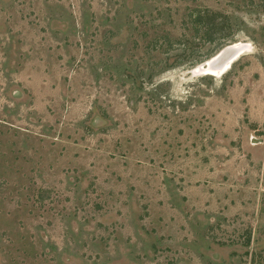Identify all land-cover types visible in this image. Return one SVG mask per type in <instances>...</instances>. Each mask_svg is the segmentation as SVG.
I'll list each match as a JSON object with an SVG mask.
<instances>
[{"label": "rangeland", "instance_id": "1", "mask_svg": "<svg viewBox=\"0 0 264 264\" xmlns=\"http://www.w3.org/2000/svg\"><path fill=\"white\" fill-rule=\"evenodd\" d=\"M0 264H264V0H0Z\"/></svg>", "mask_w": 264, "mask_h": 264}, {"label": "trees", "instance_id": "2", "mask_svg": "<svg viewBox=\"0 0 264 264\" xmlns=\"http://www.w3.org/2000/svg\"><path fill=\"white\" fill-rule=\"evenodd\" d=\"M224 17H225V19L227 21V22L224 23V25L228 26V20H229L228 15H225ZM222 19L223 18H221L220 14L218 12L210 11V10L207 9V10H204V11H199L198 10V12L195 13V15H194L193 21L196 22V23H199V24L200 23L201 24L202 23L205 24L206 29H208V31L210 29L212 32H214V31H217L216 30L217 26L219 27V29L220 28H224V26H222V25L219 26L224 21ZM123 65L124 64L121 63V64H119V67L121 68ZM139 86H141V85L139 84Z\"/></svg>", "mask_w": 264, "mask_h": 264}, {"label": "water", "instance_id": "3", "mask_svg": "<svg viewBox=\"0 0 264 264\" xmlns=\"http://www.w3.org/2000/svg\"><path fill=\"white\" fill-rule=\"evenodd\" d=\"M227 50H228V48H226L222 51H219L215 55L211 56L208 60H206L203 64L197 66L195 69L197 71H202L205 73H212V72H209L208 70L204 69L203 67L204 66L207 68L211 67V68H215L218 70L224 68L226 65L230 64V61H228V62L221 61V59L224 57V54L227 52ZM236 53H237V49L234 50V52L231 54L232 56H230L228 59H231ZM220 62H222V64H219Z\"/></svg>", "mask_w": 264, "mask_h": 264}, {"label": "bare ground", "instance_id": "4", "mask_svg": "<svg viewBox=\"0 0 264 264\" xmlns=\"http://www.w3.org/2000/svg\"><path fill=\"white\" fill-rule=\"evenodd\" d=\"M243 45L240 43V44H235V45H231V47L230 48H228V50L229 49H239V48H241ZM241 51V50H240ZM239 53V52H238ZM229 56V55H228ZM228 56H226V57H228ZM230 56H232V55H230ZM229 56V57H230ZM235 56V55H234ZM226 57H225V59H226ZM224 59V60H225ZM232 59H233V57L231 58V59H226L224 62H228V61H232ZM219 64H222V62H220ZM230 65L228 64V65H226L224 68H222V69H220V70H218V69H215V68H211V67H209V68H207V67H203L204 69H206V70H208L209 72H212V73H214V75H218V74H220L221 72H223L224 70H226L227 69V67H229ZM201 68V67H200Z\"/></svg>", "mask_w": 264, "mask_h": 264}]
</instances>
